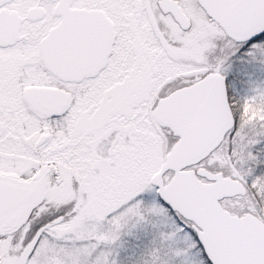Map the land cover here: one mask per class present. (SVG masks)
Wrapping results in <instances>:
<instances>
[{
  "label": "snow or ice",
  "instance_id": "obj_1",
  "mask_svg": "<svg viewBox=\"0 0 264 264\" xmlns=\"http://www.w3.org/2000/svg\"><path fill=\"white\" fill-rule=\"evenodd\" d=\"M262 76L264 0H0V264H264Z\"/></svg>",
  "mask_w": 264,
  "mask_h": 264
},
{
  "label": "rangeland",
  "instance_id": "obj_2",
  "mask_svg": "<svg viewBox=\"0 0 264 264\" xmlns=\"http://www.w3.org/2000/svg\"><path fill=\"white\" fill-rule=\"evenodd\" d=\"M260 78L264 79V76ZM146 242V236L139 229H132L130 234L122 235L120 246L117 248V264H139Z\"/></svg>",
  "mask_w": 264,
  "mask_h": 264
}]
</instances>
